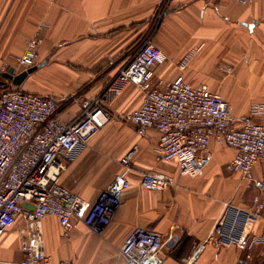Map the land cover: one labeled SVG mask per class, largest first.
Instances as JSON below:
<instances>
[{
    "label": "crops",
    "instance_id": "crops-1",
    "mask_svg": "<svg viewBox=\"0 0 264 264\" xmlns=\"http://www.w3.org/2000/svg\"><path fill=\"white\" fill-rule=\"evenodd\" d=\"M161 10L153 41L168 61L157 67L153 84L179 75L194 86L206 83L238 116L250 115L253 103H264V0H0V68L11 63L9 69L19 73L17 60L27 41L40 33L35 65L41 66L21 87L60 98L58 116L68 123L105 90L132 45L149 35ZM185 57L190 62L181 70ZM58 77L63 83L55 87ZM82 91L63 108L67 96ZM142 97L132 83L119 94L104 95L100 105L109 113V122L87 145L61 158L66 169L60 184L92 202L125 171L123 161L129 159L132 185L111 224L96 234L75 221L65 237L58 218L48 215L42 220L46 252L55 263L127 264L120 248L141 226L165 237L161 264H184L196 253V264H264V210L254 202L256 196L264 201V190L248 187L243 176L230 169L235 151L218 136L211 140V163L197 177L181 176L175 161L157 160L160 132L147 129L140 135L125 118L141 106ZM253 120L264 123L261 116ZM147 171L170 176L174 185L161 191L145 189L141 176ZM253 175L264 176V164H256ZM255 211L258 214H249ZM26 229L19 218L0 237V259L24 257L20 240ZM242 237L260 242L247 248L229 242ZM10 243L11 249L2 247Z\"/></svg>",
    "mask_w": 264,
    "mask_h": 264
},
{
    "label": "built area",
    "instance_id": "built-area-1",
    "mask_svg": "<svg viewBox=\"0 0 264 264\" xmlns=\"http://www.w3.org/2000/svg\"><path fill=\"white\" fill-rule=\"evenodd\" d=\"M242 4L252 0H230ZM42 42L40 33L29 39L25 53L18 59L23 70L37 61V48ZM168 61L167 54L150 38L134 52L129 61L116 73L106 94H119L132 83L142 93L141 106L125 116L137 126L140 135L156 129L161 138L156 148L159 161H175L181 176L197 177L211 163V140L218 136L235 151L230 169L240 173L258 190H264V176L256 179L253 167L264 164V123L253 116L264 117V103H253L250 115L238 116L230 103L206 83L189 84L183 75L170 82L153 84L157 67ZM190 62L180 63L184 70ZM8 66L0 68L7 72ZM0 237L10 230L19 218L26 222L22 232L21 260H3L0 264H72L68 260L55 263L46 252L42 220L50 215L58 218L64 236L68 237L75 221L83 222L92 232L102 234L111 224L121 206L124 193L131 187L127 176L130 161L125 158V171L103 188L95 201H89L63 187L59 178L66 166L62 157H71L88 144L109 122V113L92 101L83 112L66 123L58 112L60 101L15 86L0 77ZM141 185L148 190L161 191L174 185V180L159 172L142 173ZM259 210H264L260 196L254 198ZM224 227V224H223ZM165 237L146 227H135L120 248L127 264H161L159 251ZM240 248L260 242L245 237L229 238ZM198 253L184 264H196Z\"/></svg>",
    "mask_w": 264,
    "mask_h": 264
},
{
    "label": "rangeland",
    "instance_id": "rangeland-1",
    "mask_svg": "<svg viewBox=\"0 0 264 264\" xmlns=\"http://www.w3.org/2000/svg\"><path fill=\"white\" fill-rule=\"evenodd\" d=\"M161 17H162V10L161 11H159V13H158V16L156 15V18L154 19V25H153V28H151L150 30H149V35L146 37V38H143L141 41H139V42H137V43H134L133 45H132V48H131V50L129 51V53H128V55L126 56V58H125V61H124V63L121 65V67H120V69L123 67V65H125V63L127 62V61H129L130 60V58L133 56V54H134V52L140 47V45L145 41V40H147V39H149L150 38V40L154 43V41H153V35L155 34V31H156V26H157V23H159L160 21H161ZM38 33H36V35H37ZM31 38H33V37H31ZM30 38V39H31ZM28 42V41H27ZM155 45H156V43H154ZM158 46V45H157ZM39 47V46H38ZM13 62H15L16 63V61H13ZM11 64V63H10ZM10 64L9 63H5L4 64V66L6 67V66H10ZM17 64H18V60H17ZM22 68V67H21ZM30 68V67H29ZM24 68H22V70L19 72V73H21V72H23V71H25V70H23ZM28 69V68H27ZM119 69V70H120ZM118 70V71H119ZM18 73V71H16L15 69H14V74H19ZM116 75V74H115ZM59 78H61V77H58V80L54 83V86L55 87H60L61 86V84L63 83V81H60L59 80ZM114 78V76L113 77H111L110 78V80L108 81V83H107V86H106V88H105V90H103L101 93H99V96L98 97H96L94 100H92L93 102L94 101H96L97 99H101L102 97H104V95H105V92L107 91V88H108V85H110V82L112 81V79ZM13 84V83H12ZM14 85V84H13ZM19 87H21V86H19ZM212 90V89H211ZM218 93V92H217ZM38 94V93H37ZM102 94V95H101ZM41 95V94H40ZM81 95H83V91L82 92H77V93H74V94H70L69 96H67V99L65 98V100H67L68 102H66V104L64 103V105H63V108H65V106L66 105H68L71 101H74L75 99H78V98H80V96ZM101 95V96H100ZM221 95V94H220ZM43 96H45V95H43ZM222 96V95H221ZM50 97H53V96H50ZM223 97V96H222ZM55 98H57L59 101L61 100L60 98H58V97H55ZM224 98V97H223ZM92 103V102H91ZM90 104V103H89ZM62 108V107H61ZM61 108H60V110L59 111H61ZM85 109V108H84ZM83 109V110H84ZM83 110H82V112H83ZM81 112V113H82ZM80 113V114H81ZM58 114H59V112H58ZM79 114V115H80ZM129 114V113H128ZM78 115V116H79ZM77 116V117H78ZM171 187V186H170ZM248 214V213H247ZM250 215H256V214H258L257 213V211H255L254 213H249ZM249 214H248V216H249ZM11 245H12V243H10L9 245H3L2 247H4L5 249H11ZM13 246V245H12Z\"/></svg>",
    "mask_w": 264,
    "mask_h": 264
},
{
    "label": "water",
    "instance_id": "water-1",
    "mask_svg": "<svg viewBox=\"0 0 264 264\" xmlns=\"http://www.w3.org/2000/svg\"><path fill=\"white\" fill-rule=\"evenodd\" d=\"M40 66L41 64L34 65L19 74H14V69L11 68L7 72H3V73L0 72V77L11 81L15 86H21L24 83L27 76L33 73L35 70H37V68ZM0 83H2V81H0ZM242 216H243L242 218V222H243L244 218L246 217V214L242 213Z\"/></svg>",
    "mask_w": 264,
    "mask_h": 264
}]
</instances>
